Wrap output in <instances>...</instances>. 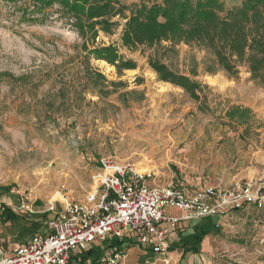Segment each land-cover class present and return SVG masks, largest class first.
<instances>
[{"label":"rangeland","instance_id":"rangeland-1","mask_svg":"<svg viewBox=\"0 0 264 264\" xmlns=\"http://www.w3.org/2000/svg\"><path fill=\"white\" fill-rule=\"evenodd\" d=\"M113 1L125 16L113 18L118 25L111 34L98 27L94 39L59 4L39 11L30 1L0 0V199L15 204L26 194L37 212L34 222L20 213L6 225L4 249L46 235L48 202L58 199L62 185L85 200L106 160L150 174V186L195 194L264 178V77L253 79L245 63L235 76L208 72L213 54L196 44L125 47V17L164 0ZM222 1L226 10L242 4ZM110 45L137 68L118 72L88 55ZM150 60L197 82L198 99L161 81ZM207 228L197 253L187 252L197 240L185 236L187 245L172 246L169 236L171 264H264V206L219 213ZM110 245L98 250L110 253ZM122 245V264H166L136 244Z\"/></svg>","mask_w":264,"mask_h":264},{"label":"built area","instance_id":"built-area-1","mask_svg":"<svg viewBox=\"0 0 264 264\" xmlns=\"http://www.w3.org/2000/svg\"><path fill=\"white\" fill-rule=\"evenodd\" d=\"M150 178L129 163L106 160L93 174L85 200L76 201L62 185L58 199L48 202L49 232L10 249L0 244V264H122L126 250L116 245L120 240L146 247L171 264L167 228L175 229L183 219H215L219 213L264 206V178L232 191L209 188L191 198L174 186H150ZM4 204L0 199V207ZM168 207L186 215L167 216ZM15 208L26 215L37 214L35 202L26 194L19 195ZM106 241H111L110 253L98 250ZM93 250L100 252L99 260L88 257Z\"/></svg>","mask_w":264,"mask_h":264},{"label":"trees","instance_id":"trees-1","mask_svg":"<svg viewBox=\"0 0 264 264\" xmlns=\"http://www.w3.org/2000/svg\"><path fill=\"white\" fill-rule=\"evenodd\" d=\"M6 1H30L34 9L39 11L59 4L64 13L75 20L77 30L82 35L90 34L94 39L99 35L98 27L102 32L111 34L113 28L118 25L113 22V18L125 16L123 8H117L113 0ZM125 19L127 22L123 45L127 48L155 46L162 41L171 42L173 46L183 42L196 44L213 54L214 65L207 68L208 72L222 69L229 76H235L239 73L237 65L245 63L253 79L264 77V0H242L240 7L231 10L225 9L222 0H164L161 4L156 2L151 6L143 4L134 8ZM88 55L107 62L118 72L137 68L136 62L123 59L112 45L95 48L94 51H89ZM150 62L151 68L161 81L178 86L198 99L197 82L173 73L164 63L156 60ZM17 215L19 214L9 207H0V217L6 222L15 221ZM179 225L174 229L177 240L175 243L184 246L189 242L182 237V228H179ZM206 232L208 231L202 229L187 236L191 242L197 240L187 252H199L197 244H201ZM129 242L120 240L116 245L127 243L133 246ZM172 246L169 245V248L172 249ZM93 256L95 261L99 260L100 252L90 251L88 257Z\"/></svg>","mask_w":264,"mask_h":264},{"label":"crops","instance_id":"crops-1","mask_svg":"<svg viewBox=\"0 0 264 264\" xmlns=\"http://www.w3.org/2000/svg\"><path fill=\"white\" fill-rule=\"evenodd\" d=\"M178 189L182 190L188 198H191V197H193L195 195V193H193L192 191H188V189L187 190L181 189V188H178ZM3 203H5L4 204L5 206L6 205L7 206H11L9 208L11 210H13L14 212H16V213L19 214V215H17V218H16V220H19V218L21 217V215H20V212L15 208L16 202H15V204H7L5 201H3ZM235 212H237V211H234V212L231 211V213H228L226 215H233ZM165 213H166L167 216H177V217L178 216L179 217H184L186 215V213L184 211L179 210V209H175V208H170V207L165 208ZM29 216H30V218H29L28 221L34 222L33 215H29ZM22 217L27 218L26 216H22ZM46 217H48V221L51 218L50 215H46ZM210 220L211 221H214L213 218H211ZM210 220L209 219H202V220H199V219H196V220H183L180 223V225H179V228H182V232H181L182 233V237L188 236V235H190L192 233H195V232H200V230H202V229H204L205 231L208 230L207 226H208V223H209ZM12 222H14V220L13 221L6 222L4 220V218H1L0 217V244L2 246H8L9 245V243L7 242V240L5 239L6 241H4V240L1 239V237L5 235L6 225L11 224ZM32 226H35V223H33ZM160 226L167 227L166 224H163V225L161 224ZM167 233H168V242H169V236H170L171 244L177 241L175 239L176 238V234L174 232V229L167 228ZM24 243H26V242H23L22 244H24ZM16 246H18V245H16ZM144 249H147V248L145 247ZM146 251H151V250L147 249ZM172 254L174 255L173 256L174 259L178 257V256H176L175 253H172Z\"/></svg>","mask_w":264,"mask_h":264},{"label":"bare ground","instance_id":"bare-ground-1","mask_svg":"<svg viewBox=\"0 0 264 264\" xmlns=\"http://www.w3.org/2000/svg\"><path fill=\"white\" fill-rule=\"evenodd\" d=\"M137 171L140 172L139 169H138ZM140 173H141V172H140ZM43 185H44V184H43Z\"/></svg>","mask_w":264,"mask_h":264}]
</instances>
